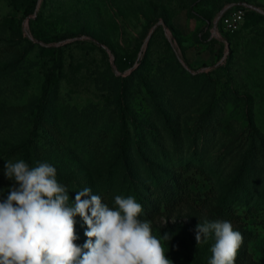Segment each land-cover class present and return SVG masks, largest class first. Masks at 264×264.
I'll return each mask as SVG.
<instances>
[{"label": "rangeland", "instance_id": "rangeland-1", "mask_svg": "<svg viewBox=\"0 0 264 264\" xmlns=\"http://www.w3.org/2000/svg\"><path fill=\"white\" fill-rule=\"evenodd\" d=\"M19 159L54 166L70 206L88 188L110 208L193 164L186 201L141 215L166 256L208 264L214 235L197 244L196 225L220 220L242 234L235 264H264V0H0V200Z\"/></svg>", "mask_w": 264, "mask_h": 264}, {"label": "clouds", "instance_id": "clouds-1", "mask_svg": "<svg viewBox=\"0 0 264 264\" xmlns=\"http://www.w3.org/2000/svg\"><path fill=\"white\" fill-rule=\"evenodd\" d=\"M4 175L14 183L0 200V264H173L150 221L140 219L142 205L134 197L117 195L110 208L85 188L70 206L66 187L46 162L7 161ZM76 216L86 225L82 245L75 243ZM210 234L208 264H235L242 234L228 221L196 225L197 244Z\"/></svg>", "mask_w": 264, "mask_h": 264}, {"label": "trees", "instance_id": "trees-1", "mask_svg": "<svg viewBox=\"0 0 264 264\" xmlns=\"http://www.w3.org/2000/svg\"><path fill=\"white\" fill-rule=\"evenodd\" d=\"M61 37L62 36L59 35L54 36L55 39H60ZM50 94L51 85L45 86L40 98V104L37 108L31 133L29 138L23 144L25 149H28L33 135L36 133L39 122L43 120V116L47 113L46 106L48 105ZM191 165L193 164L183 166L177 174H170L166 175V177H161L159 182L153 181L152 184H147L144 186L143 193H138V186L135 182H133L134 185H130L135 200L142 205L143 211L140 214V219L143 213L150 212L153 209L152 207L154 206V203L163 204L164 207L169 208L187 200L191 194L190 190L192 189L189 185L195 183V178L191 174H185L190 169ZM255 209L256 207L252 206L250 210ZM219 214L229 221H236L240 218V215L236 214L235 209L232 207L226 209L221 208Z\"/></svg>", "mask_w": 264, "mask_h": 264}, {"label": "built area", "instance_id": "built-area-1", "mask_svg": "<svg viewBox=\"0 0 264 264\" xmlns=\"http://www.w3.org/2000/svg\"><path fill=\"white\" fill-rule=\"evenodd\" d=\"M244 15L242 6H238L234 9L224 10L219 15V21L225 29L235 30L242 20Z\"/></svg>", "mask_w": 264, "mask_h": 264}, {"label": "water", "instance_id": "water-1", "mask_svg": "<svg viewBox=\"0 0 264 264\" xmlns=\"http://www.w3.org/2000/svg\"><path fill=\"white\" fill-rule=\"evenodd\" d=\"M160 23V22H159ZM162 23V25H164V23L163 22H161ZM216 28V22H214L213 23V29H215Z\"/></svg>", "mask_w": 264, "mask_h": 264}]
</instances>
